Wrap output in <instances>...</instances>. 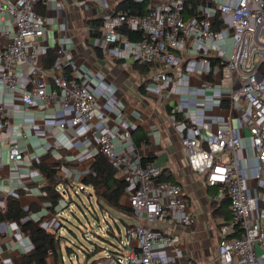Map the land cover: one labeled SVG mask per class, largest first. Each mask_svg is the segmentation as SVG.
<instances>
[{
    "label": "built area",
    "instance_id": "built-area-1",
    "mask_svg": "<svg viewBox=\"0 0 264 264\" xmlns=\"http://www.w3.org/2000/svg\"><path fill=\"white\" fill-rule=\"evenodd\" d=\"M50 1L0 0V22L3 16H14L16 19L12 37L9 27L0 29V65L3 68L0 87L16 92L24 83L31 85L30 92L23 96L27 106L34 105L36 99L50 103L59 101L62 109L72 106L74 117L71 125L77 135L85 139L96 138L100 152L132 188L129 205L134 211V218L145 223L126 228L127 240L120 238V246L116 248L119 254L105 249L103 259L96 264H193L191 261L182 262L178 254L173 261L156 256L158 246L178 252L179 243L177 234L161 231L156 225L192 227L196 223L184 187L176 182L159 180L161 168L151 161L143 163L142 152L147 148L146 143L141 145L139 157L133 161L128 152L117 149L115 136L109 130L103 131L90 124L97 98L80 78L68 80L65 73L58 74L53 78L54 90L47 91L48 70L35 65L34 59L39 41L50 25L47 17L38 13L36 8ZM105 1L115 3L118 0ZM186 1L149 2V13L145 16L115 11L105 17L95 45L104 52L116 44L129 46L137 61L153 64L158 69L151 78L153 82L160 83L168 79V72L175 69L181 61V52L190 43L205 48L214 42L232 40V53L226 64L219 68L218 86L205 96V106L223 108V102H228L230 114L238 109L241 118L235 122L230 116L226 122H221L205 111L203 116L209 123V131L214 133L213 139L203 141L183 136L182 143L190 169L203 177L207 186L218 188L220 196H227L230 203L232 219L220 228V264H264L259 256V251L264 249V0H239L236 5L211 0V4L199 8L197 17L187 20L183 16ZM217 12L221 13L225 26L220 31L213 28ZM123 28L142 32L144 39L132 41L121 32ZM22 63L30 65L27 77L20 73ZM210 65V59L204 58L197 62L196 68L206 71ZM176 76L182 77V74L177 72ZM102 87L108 95L116 92L103 83ZM179 111L182 107L175 110L172 121L176 122ZM240 123L246 128L247 136L240 133ZM60 128L66 129L64 125ZM7 130H11V136L22 134L21 129L13 126L8 112L0 104V133ZM118 137L128 140L130 132L118 133ZM59 155L56 152L53 156ZM23 158V149L12 143L9 161L17 163ZM41 160L36 156L34 163L40 164ZM242 172H247V176ZM40 175L44 176L39 170L30 173L31 178ZM76 189L89 192L81 183L77 188L63 185L58 189L65 198L56 206L54 222L57 220L59 224L51 232L63 235L60 223L75 204L70 202L69 193L78 195ZM215 199L218 200L217 197ZM103 220L106 223L113 221L107 212L103 214ZM101 228L107 231V228ZM47 259L55 264L53 252H49ZM59 261L65 264V256L61 255Z\"/></svg>",
    "mask_w": 264,
    "mask_h": 264
},
{
    "label": "crops",
    "instance_id": "crops-1",
    "mask_svg": "<svg viewBox=\"0 0 264 264\" xmlns=\"http://www.w3.org/2000/svg\"><path fill=\"white\" fill-rule=\"evenodd\" d=\"M122 1L51 0L48 4H39L38 12L47 17L50 25L36 48L34 64L46 69L48 50H56V64L47 69V91L50 93L54 90V76L64 74L65 68L70 67L74 78H80L88 91L96 95L94 117L90 124L103 131L109 130L115 136L117 149L128 152L133 161L139 157L140 147L136 139L145 137L143 143L147 144V148L142 153L154 157V163L161 168L160 176L184 187L196 223L192 227L156 225L161 231L179 236L178 252L158 246L156 256L173 261L178 254L182 262L220 264V228L225 223L220 206L224 197L220 196L218 190L214 193L204 178L190 169L182 138L197 137L203 141L213 139L214 133L209 131V123L203 116L205 111L218 117L221 122H226L230 116L235 122L241 118L238 109L230 114L228 102H225L227 107L223 105V108L205 106V96L218 86L216 79L220 78L219 67L210 65L206 71L196 68L197 62L204 58L226 61L232 53V40L214 42L205 48L190 43L181 52V61L175 69L168 72V79L155 83L151 77L158 69L152 67L147 75H143L136 67L138 61L129 46L116 44L104 52L95 45L91 23L98 19L104 21L105 17L117 11ZM200 1L211 4V0ZM221 1L236 5L239 0ZM15 20L14 16H3L0 22V29L3 26L10 28V37L15 29ZM20 66L21 75L27 77L30 65L22 63ZM177 72L182 77H177ZM2 75L3 68L0 65V78ZM102 83L109 89L114 88L115 93L110 91L114 95L106 94ZM30 90L31 85L27 83L16 92L0 87V104L8 112L13 126L22 131L19 136H11V130L0 133V213L6 210L10 199L16 200L26 211L36 208L26 220L35 224L42 221L41 225L51 231L57 205L44 200V188L47 186L45 177L30 176L32 171L38 170L34 163L35 157L39 156L54 164L60 163V178L68 182L70 187L77 188L100 153V146L96 138L85 139L77 135L71 125L74 117L72 106L62 109L59 101L50 103L41 99H36L32 106L25 105L23 96ZM179 107H182V111L178 112L174 122L172 115L176 114L175 110ZM61 125L66 129L62 130ZM239 129L243 136H247V130L241 123ZM124 131L130 132L128 140L118 137V133ZM12 143H17L24 151L23 160L17 163L9 161ZM56 152L60 155L53 156ZM242 174L247 176V172ZM248 183L252 185V182ZM131 190L122 198L123 204H128ZM119 215L116 219L122 223H145L144 220H136L122 213ZM33 248L34 244L25 235L20 223L12 220L0 222V264L21 260ZM259 256L264 263V249L259 251ZM52 262L50 264H54Z\"/></svg>",
    "mask_w": 264,
    "mask_h": 264
},
{
    "label": "trees",
    "instance_id": "trees-1",
    "mask_svg": "<svg viewBox=\"0 0 264 264\" xmlns=\"http://www.w3.org/2000/svg\"><path fill=\"white\" fill-rule=\"evenodd\" d=\"M203 5H206L204 2L200 0H187L185 2L184 10H183V16L184 18L190 19L193 17H197L199 15V8ZM38 7V6H37ZM123 10L125 12H128L131 15H137V16H145L149 13L148 10V2L147 1H135V0H123L118 7L117 11ZM36 11L38 12L37 8ZM39 13V12H38ZM215 21L213 24V28L215 31L222 30L224 26V21L222 18L221 13L217 12L214 17ZM103 20L98 19L92 22V32L91 35L93 38L100 37L103 27ZM121 32L125 35H127L132 41H141L144 39V34L139 31L130 30L127 28L121 29ZM57 61V52L54 49H49L46 55L45 59V65L46 69H51L54 67ZM222 60L219 58H211V66H218L219 68H222L226 62H221ZM137 69L141 70V73L143 75H147L151 68L153 67V64H143L139 61L136 62ZM264 72V68H263ZM65 77L68 80L74 79V76L71 72L70 67H66L64 70ZM225 103V102H224ZM226 106V103L223 104ZM227 107V106H226ZM146 141L145 137H140L136 139V144L138 147H141V144ZM154 157L152 155H144L142 153V161L143 163L146 162H154ZM40 172L44 175L47 186L44 188V200L51 202L53 205L59 204V201L63 198H65V195L60 192L58 189L61 186L69 187L68 182H64L62 178L59 176V170H60V163L54 164L46 161V159L41 160L40 164H36L35 166ZM159 180H165L173 182L171 179H164L161 175ZM84 187L88 188V198L91 199L94 197L97 200V203L99 205V208L102 210L103 213L107 212L110 215V218L113 220L116 227L119 229L121 233L120 224L118 223V219H116L112 214L111 211L114 210L116 212L125 214L129 217L134 218V211L128 204H123L122 198L126 196L128 191L130 190V185L125 182L123 179L120 178L117 168L109 161V159L100 152L94 161V163L90 166L89 170L85 173L82 183ZM214 193H217L218 188L210 187ZM70 194V202L77 203L75 197L72 193ZM78 194L77 196H79ZM129 200V199H128ZM80 208H84L86 206L79 205ZM88 208V207H86ZM36 208L30 209L29 211H26L22 208L20 203L16 200L10 199L7 202L6 210L2 213H0V222L3 221H16L20 223L23 227L24 233L27 237L30 238L32 243L34 244V248L31 253L23 255L21 260H14V264H50L47 256L49 252L54 253L55 257V264H62L59 259L60 256L63 255V249L66 246L67 238L63 235H60L59 233L51 232L45 227L41 225L42 221L38 224H35L34 222L30 220H26L29 213ZM89 209V208H88ZM221 212H223V217L225 219V223L230 222L232 219V214L230 210V203L228 200V197L225 196L221 206H220ZM98 219V222H100V216L97 214L94 216ZM110 221V220H109ZM108 221V222H109ZM68 223V222H67ZM67 223L62 221L60 224L62 227L68 228L71 232L74 233L73 230H71L70 227H68ZM110 224V223H109ZM125 228H134V224H127L123 222ZM223 224V225H224ZM222 225V226H223ZM111 232L114 234V229L112 225L110 224ZM76 235V234H75ZM82 246V245H81ZM81 246H79L81 249ZM115 248H118L117 246H114ZM68 251H73L70 246H66ZM84 249L83 251L87 255V260L91 259L92 256L98 255L99 253H104L105 248L99 246L98 244H95V248L93 250H90L89 248L82 246ZM113 254H119V250L112 249L110 250ZM103 259V256L99 259H95L92 264H96L99 260Z\"/></svg>",
    "mask_w": 264,
    "mask_h": 264
},
{
    "label": "rangeland",
    "instance_id": "rangeland-1",
    "mask_svg": "<svg viewBox=\"0 0 264 264\" xmlns=\"http://www.w3.org/2000/svg\"><path fill=\"white\" fill-rule=\"evenodd\" d=\"M79 196H77L74 192H72L73 196L75 197L77 204L75 203L74 206L69 208L68 216L64 217V222L67 223L68 227L74 231L71 232L68 228L63 227L62 233L68 239L66 246H70L73 251H68L66 246L63 249V255L66 258L65 264H92L95 259H99L100 257L104 256L103 253H99L98 255H94L91 259L86 260V253L83 251L84 249L82 246L93 250L95 248V244H98L101 247H104L106 250H114L116 249L114 246H120V238L125 241L126 232L124 224L118 220L120 224L121 233L119 229L116 227L114 222L109 221L114 229V234L111 232V227H109V223L104 222L103 220V212L99 208L96 198H92L91 201L88 198V191L86 193L79 191ZM85 204L84 208H80L79 205ZM100 216V222L98 219L95 218V215ZM111 214L118 218L120 215L119 212L114 210L111 211ZM59 222L56 220L54 228L58 226ZM101 227L107 228V231H103ZM166 227V226H165ZM55 228V229H56ZM82 245V246H81ZM81 250L80 251V247Z\"/></svg>",
    "mask_w": 264,
    "mask_h": 264
}]
</instances>
